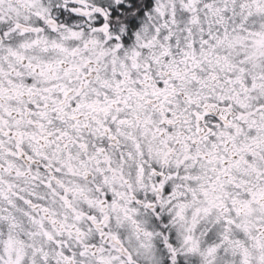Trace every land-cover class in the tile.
Here are the masks:
<instances>
[{
	"label": "snow or ice",
	"instance_id": "snow-or-ice-1",
	"mask_svg": "<svg viewBox=\"0 0 264 264\" xmlns=\"http://www.w3.org/2000/svg\"><path fill=\"white\" fill-rule=\"evenodd\" d=\"M0 264H264V0H0Z\"/></svg>",
	"mask_w": 264,
	"mask_h": 264
}]
</instances>
